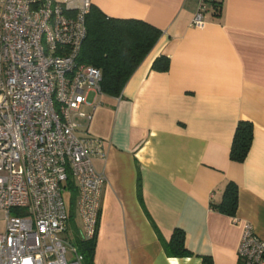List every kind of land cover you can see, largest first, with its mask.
<instances>
[{
  "label": "crops",
  "instance_id": "crops-1",
  "mask_svg": "<svg viewBox=\"0 0 264 264\" xmlns=\"http://www.w3.org/2000/svg\"><path fill=\"white\" fill-rule=\"evenodd\" d=\"M90 2L160 30L120 94H101L79 129L100 142L92 164L105 178L94 264H239L244 223L264 236V0H217L216 12L205 2L201 27L191 24L199 0ZM161 56L164 71L153 68ZM240 121L252 140L237 162ZM229 181L233 216L214 207ZM74 223L79 233L76 203ZM175 229L187 256L165 250Z\"/></svg>",
  "mask_w": 264,
  "mask_h": 264
},
{
  "label": "built area",
  "instance_id": "built-area-1",
  "mask_svg": "<svg viewBox=\"0 0 264 264\" xmlns=\"http://www.w3.org/2000/svg\"><path fill=\"white\" fill-rule=\"evenodd\" d=\"M205 1L191 24L204 23ZM90 0H0V264H82L61 190H77L80 236H95L100 142L81 135L100 104L101 72L78 61ZM239 264H264V236L243 226Z\"/></svg>",
  "mask_w": 264,
  "mask_h": 264
},
{
  "label": "trees",
  "instance_id": "trees-1",
  "mask_svg": "<svg viewBox=\"0 0 264 264\" xmlns=\"http://www.w3.org/2000/svg\"><path fill=\"white\" fill-rule=\"evenodd\" d=\"M210 2L214 12L218 11L217 0ZM86 36L83 40L78 61L97 67L101 72L99 82L102 94L118 96L142 59L157 41L160 30L151 24L134 18L108 17L97 7L91 5L85 18ZM165 56L157 58L153 68L164 71L168 62ZM252 140V124L240 121L234 131L230 147V159L241 162L245 158ZM71 192L67 205L68 231L72 229L73 240L81 253L82 264H94L93 254L95 237L84 240L76 231L74 223L77 190L69 176L65 183ZM69 206V207H68ZM214 207L221 213L233 216L237 208V186L229 181L224 187L220 202ZM74 231V232H73ZM167 254L171 256H187L190 252L184 245V232L175 229L171 239L165 245Z\"/></svg>",
  "mask_w": 264,
  "mask_h": 264
},
{
  "label": "rangeland",
  "instance_id": "rangeland-1",
  "mask_svg": "<svg viewBox=\"0 0 264 264\" xmlns=\"http://www.w3.org/2000/svg\"><path fill=\"white\" fill-rule=\"evenodd\" d=\"M61 193H62V197L65 201V203L67 204V202L69 203V199L71 197V192L70 190L67 188V187H63L62 190H61ZM3 217H4V213L2 210H0V230H2V227H3ZM67 235H69V238L73 241V244L75 245V242L73 240V235L71 234L70 231L67 232ZM77 246L75 245V248Z\"/></svg>",
  "mask_w": 264,
  "mask_h": 264
}]
</instances>
